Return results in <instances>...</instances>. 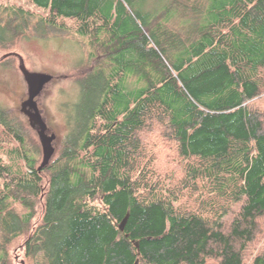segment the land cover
Segmentation results:
<instances>
[{
    "label": "trees",
    "instance_id": "trees-1",
    "mask_svg": "<svg viewBox=\"0 0 264 264\" xmlns=\"http://www.w3.org/2000/svg\"><path fill=\"white\" fill-rule=\"evenodd\" d=\"M30 2L49 15L0 5L1 50L69 19L93 51L42 171L0 105L27 169L0 160V264L12 247L23 264H264V0Z\"/></svg>",
    "mask_w": 264,
    "mask_h": 264
},
{
    "label": "rangeland",
    "instance_id": "rangeland-1",
    "mask_svg": "<svg viewBox=\"0 0 264 264\" xmlns=\"http://www.w3.org/2000/svg\"><path fill=\"white\" fill-rule=\"evenodd\" d=\"M0 5L17 6L31 11L37 17L49 15L48 11L34 6L30 0H0ZM67 27L66 32H55L46 39L36 36L22 39L7 50L0 49V105L3 109L14 114L23 125L25 147L27 154L35 157L37 167L43 163V150L38 135L39 126L32 127L22 104L28 100V84L20 70L22 62L26 69L32 73L49 74L53 80L47 84L36 97L37 106L48 136L55 135L53 143L55 154L51 162L57 159L63 139L70 131L68 113L71 114L81 98V89L77 78L82 74L93 51L89 38H82L76 33L77 24L73 20L61 19ZM99 59L101 55L98 56ZM96 64V61L91 62ZM256 107L264 108V103L258 101ZM28 108V107H27ZM148 150L156 154V165L161 171H178V159L169 151L168 141L155 140V144L147 145ZM169 147V148H168ZM20 148L18 142L12 139L0 141V160L4 166L11 167L14 172L25 170V161L19 157L16 150ZM22 152V148L20 149ZM178 161V162H177ZM4 179H0V190ZM19 211L22 208L17 205ZM22 241V240H21ZM23 242V241H22ZM264 236L257 245L260 249ZM258 243V242H257ZM20 245V244H18ZM13 264H23L24 252L22 247L11 248Z\"/></svg>",
    "mask_w": 264,
    "mask_h": 264
},
{
    "label": "water",
    "instance_id": "water-1",
    "mask_svg": "<svg viewBox=\"0 0 264 264\" xmlns=\"http://www.w3.org/2000/svg\"><path fill=\"white\" fill-rule=\"evenodd\" d=\"M20 70L23 73L24 78L28 84L29 92L28 100L22 104V112H25L26 114L27 107L30 110H33L35 117L30 121L31 125L32 127L38 125L40 128L38 131V135L42 145L44 158L39 170L42 171L45 167L49 165L53 155L55 154V148L53 147V143L56 139V136L54 134L51 136H48L46 134L47 128L41 119L36 102V97L43 91L44 87L53 80V76L49 74L32 73L26 69L23 62L20 66ZM125 222L126 220L121 224V229H123Z\"/></svg>",
    "mask_w": 264,
    "mask_h": 264
},
{
    "label": "flooded vegetation",
    "instance_id": "flooded-vegetation-1",
    "mask_svg": "<svg viewBox=\"0 0 264 264\" xmlns=\"http://www.w3.org/2000/svg\"><path fill=\"white\" fill-rule=\"evenodd\" d=\"M26 115L28 116V118H29L30 121L32 119H34V117H35L34 111L33 110H30L29 108L26 109Z\"/></svg>",
    "mask_w": 264,
    "mask_h": 264
}]
</instances>
